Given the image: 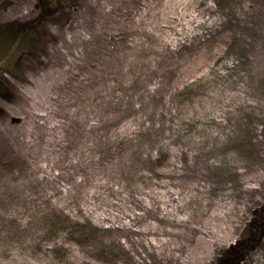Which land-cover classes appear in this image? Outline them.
Masks as SVG:
<instances>
[{"label": "rangeland", "instance_id": "374dc122", "mask_svg": "<svg viewBox=\"0 0 264 264\" xmlns=\"http://www.w3.org/2000/svg\"><path fill=\"white\" fill-rule=\"evenodd\" d=\"M45 33L18 67L0 39V264H264V0H77Z\"/></svg>", "mask_w": 264, "mask_h": 264}, {"label": "trees", "instance_id": "16d2710c", "mask_svg": "<svg viewBox=\"0 0 264 264\" xmlns=\"http://www.w3.org/2000/svg\"><path fill=\"white\" fill-rule=\"evenodd\" d=\"M36 1L38 4L39 12L33 19L27 21H9L0 24V39L16 36L21 37L23 40V46L16 64L17 67L22 58L24 60L25 58L37 55L38 47L40 46L39 44L44 39L48 24L55 18L67 17L77 2V0ZM4 73L6 74L7 72L4 71ZM4 73L3 75L5 76ZM17 73L12 72V75L18 77L19 75ZM4 76H0V94L6 93L4 86L8 87L7 89L10 90V86L7 82H5L6 79ZM262 209H264V206ZM260 212L261 211H259L258 220H261ZM254 218L256 220L257 215ZM260 232L261 227H258L256 224L254 228H249V230L247 229L242 235V239L239 242V244H241L240 246L244 244L246 247L250 245L251 247L255 246L257 244V240H259V237L261 235ZM240 259V249H238V247L236 246L227 251H222L218 264H236Z\"/></svg>", "mask_w": 264, "mask_h": 264}]
</instances>
